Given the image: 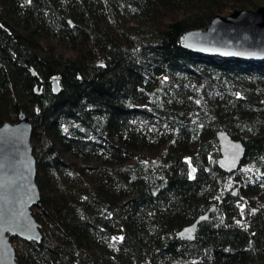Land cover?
I'll use <instances>...</instances> for the list:
<instances>
[{"label":"trees","instance_id":"trees-1","mask_svg":"<svg viewBox=\"0 0 264 264\" xmlns=\"http://www.w3.org/2000/svg\"><path fill=\"white\" fill-rule=\"evenodd\" d=\"M262 4L0 0V125L23 111L38 176L45 164L78 183H58L68 206L50 212L52 195L40 191L32 215L51 225L40 243L10 238L18 264H264V61L178 44L217 14ZM125 11L149 39L126 31ZM218 130L244 144L235 172L216 165ZM54 142L104 156L102 178H82L91 167L62 158ZM212 205L193 241L176 237Z\"/></svg>","mask_w":264,"mask_h":264},{"label":"water","instance_id":"water-1","mask_svg":"<svg viewBox=\"0 0 264 264\" xmlns=\"http://www.w3.org/2000/svg\"><path fill=\"white\" fill-rule=\"evenodd\" d=\"M178 44L195 53L220 51L217 56L264 61V4L255 9L236 8L227 15L217 14L205 28L180 34ZM52 84L57 91L55 79ZM31 137L32 124L23 111L15 122L5 121L0 125V264H18L11 237L36 243L42 239L41 226L31 211L41 200ZM215 138L219 151L217 167L225 173L235 172L245 155L244 144L225 130H218ZM231 193L236 195L237 188ZM215 209L212 205L181 227L176 237L193 241L198 225Z\"/></svg>","mask_w":264,"mask_h":264},{"label":"rangeland","instance_id":"rangeland-1","mask_svg":"<svg viewBox=\"0 0 264 264\" xmlns=\"http://www.w3.org/2000/svg\"><path fill=\"white\" fill-rule=\"evenodd\" d=\"M184 7L185 6L181 5L179 9L175 11L166 8L164 11H162V13L159 14V17L163 18V17H167L170 15H175L176 13L182 12L184 10ZM228 13H226L225 15H227ZM121 17L127 23L126 31L129 32L133 37H135L136 40L149 39L151 37L150 36L151 34L148 31L146 23L143 22L141 19H136L134 15L126 11L125 13L121 14ZM59 49L61 52L66 53V54L72 53V50L69 49L66 45H59ZM54 143L59 148L60 155L62 156V158L75 163L77 166L82 164V165H87L91 167L90 169H81L80 175L82 178H84L85 180L91 181V182L102 178L101 171L95 168L99 165H103L106 162V158L104 156L97 153V154L90 155L87 157H80L68 151L63 150L62 147L59 146L56 142ZM36 179H37L36 182H37V185L40 191L44 192L45 190V191H48L50 195H52V197H50V199H48L45 203L46 210L49 212L51 211L49 206L52 204L56 205V207L60 209L63 207L66 208L68 206L67 202L64 201L65 200L63 197L64 195L60 192V189L58 188V183L66 184L73 188H75L76 185L78 184L77 182L74 181V178H72L70 174H67L63 171L58 170L57 177L54 176L50 172L49 167L45 164L41 165L39 176H38V169H37ZM263 197L264 196L260 198L263 199ZM42 199L43 197L41 196L40 204L42 203ZM43 217L45 219H43ZM43 217L37 216L35 219L37 220V222L40 224L41 227L43 225L46 227H50L51 225L50 220L47 218V216H43ZM31 264H36V263L35 261H31Z\"/></svg>","mask_w":264,"mask_h":264},{"label":"built area","instance_id":"built-area-1","mask_svg":"<svg viewBox=\"0 0 264 264\" xmlns=\"http://www.w3.org/2000/svg\"><path fill=\"white\" fill-rule=\"evenodd\" d=\"M38 264H42V263H39V262H38Z\"/></svg>","mask_w":264,"mask_h":264}]
</instances>
